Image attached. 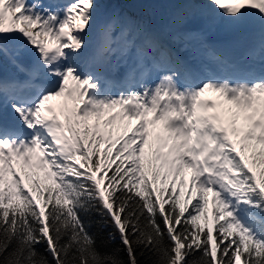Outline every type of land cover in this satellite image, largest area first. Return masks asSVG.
I'll list each match as a JSON object with an SVG mask.
<instances>
[{
	"label": "snow or ice",
	"instance_id": "snow-or-ice-1",
	"mask_svg": "<svg viewBox=\"0 0 264 264\" xmlns=\"http://www.w3.org/2000/svg\"><path fill=\"white\" fill-rule=\"evenodd\" d=\"M173 7L0 0V264H264V0Z\"/></svg>",
	"mask_w": 264,
	"mask_h": 264
},
{
	"label": "trees",
	"instance_id": "trees-1",
	"mask_svg": "<svg viewBox=\"0 0 264 264\" xmlns=\"http://www.w3.org/2000/svg\"><path fill=\"white\" fill-rule=\"evenodd\" d=\"M142 1L145 2V5L143 7L137 0H116V3L124 12L128 13L129 15L135 16L147 22L148 24L152 25V21H153L152 13L157 10V7L151 1H148V2L144 0ZM3 65L10 68L11 71H13L14 73L16 72V69L12 67L11 65L6 64V63ZM93 219L96 220V219H99V217L95 216L93 217ZM105 231H107V229ZM118 243L119 241L117 240L116 244Z\"/></svg>",
	"mask_w": 264,
	"mask_h": 264
},
{
	"label": "rangeland",
	"instance_id": "rangeland-1",
	"mask_svg": "<svg viewBox=\"0 0 264 264\" xmlns=\"http://www.w3.org/2000/svg\"><path fill=\"white\" fill-rule=\"evenodd\" d=\"M137 1H139V0H137ZM165 1H166V4L163 3V6L165 7V8L163 7L164 8L163 12L162 11L159 12L156 10L155 12L152 13V19H153L152 25L153 26L158 27V25H157L158 19H160V20L165 19V22L169 23L170 16L175 11L173 5H174V3H176V0H165ZM168 5H169V8L167 7ZM193 25L194 26L198 25V21H193ZM7 70L9 71V75L11 73H13L9 68H7Z\"/></svg>",
	"mask_w": 264,
	"mask_h": 264
},
{
	"label": "bare ground",
	"instance_id": "bare-ground-1",
	"mask_svg": "<svg viewBox=\"0 0 264 264\" xmlns=\"http://www.w3.org/2000/svg\"><path fill=\"white\" fill-rule=\"evenodd\" d=\"M157 25L158 27H163L167 25V22H165V19H158Z\"/></svg>",
	"mask_w": 264,
	"mask_h": 264
}]
</instances>
